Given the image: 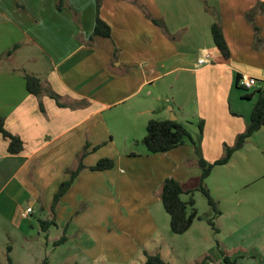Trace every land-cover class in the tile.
Listing matches in <instances>:
<instances>
[{
    "label": "crops",
    "instance_id": "1",
    "mask_svg": "<svg viewBox=\"0 0 264 264\" xmlns=\"http://www.w3.org/2000/svg\"><path fill=\"white\" fill-rule=\"evenodd\" d=\"M208 1L230 58L214 42L204 0H0V116L24 143L11 155L0 134L3 264H146V253L169 264L171 256L224 264L222 252L264 264V126L206 180L222 212L214 236L196 221L172 236L160 199L169 178L197 184L200 155L223 159L264 95V0ZM98 17L110 38L94 34ZM205 52L210 63L199 66ZM26 75L41 80V96L28 91ZM242 76L255 88H242ZM170 116L193 139L150 153L142 130ZM85 151V168L53 210ZM106 158L111 170L91 169ZM41 220L55 225L43 231Z\"/></svg>",
    "mask_w": 264,
    "mask_h": 264
},
{
    "label": "trees",
    "instance_id": "2",
    "mask_svg": "<svg viewBox=\"0 0 264 264\" xmlns=\"http://www.w3.org/2000/svg\"><path fill=\"white\" fill-rule=\"evenodd\" d=\"M65 0H59L60 3ZM98 7L103 0H96ZM18 7H20L19 1L17 2ZM205 10L212 14L215 17V22L212 26V35L216 46L222 52L226 58H230V50L227 45V42L224 37L222 25L220 22V14L209 4L208 0H204ZM155 24L163 26V22L154 20ZM95 35L110 38L111 37V28L107 23H105L100 17L97 18L95 26ZM18 46H15L12 50L5 54V57L12 56L13 52ZM27 89L28 91L35 96H41L43 93V86L41 80L33 75H26ZM240 80V78H239ZM243 88V87H242ZM264 126V95H261L258 99V102L253 110L251 123L247 127L246 131L238 136L237 141L234 146L228 147L226 150V155L223 159L216 161L215 163H209L206 161L199 152L200 155L199 167L201 169V175L197 181V184L191 188H185V186L172 178L167 179L160 190V199L165 208V211L170 216V227L171 231L176 235H183L190 230L193 223L199 219L198 210L196 209L195 193L202 192L207 198L209 205L214 209V219L222 214L218 202L211 195L210 190L207 187L206 180L211 175L214 167L216 165H223L228 163L231 156L235 151L240 150L246 144V141L249 137L255 134ZM200 131L203 132L204 124H199ZM0 134L9 141L8 152L11 155H18L24 150L23 141L13 134L9 133L6 129V120L4 117L0 116ZM188 139L192 140V136L186 127L181 122L172 121V120H158L152 119L148 122L147 125V135L143 139V144L146 146L148 151L152 154L166 153L169 152L181 145H183ZM80 160V165L76 172H73L70 178L62 183L55 194L52 209L55 210L59 205L62 197L72 186L75 177L78 173L84 169L82 159ZM115 165V162L110 159L100 160L96 166L92 167V170H111ZM189 196V200H183V196ZM214 219L208 220L211 226L214 225ZM40 225L43 231H48L50 227L55 225L54 221H40ZM67 240L66 237H63L61 240L55 242V246L62 245ZM12 247L8 246V254L11 252ZM224 256V264H238L237 260H232L225 252H222ZM0 264H3L0 260ZM8 264H14L9 257ZM43 264H48V259H45ZM146 264H169L165 262L159 255H149L146 253Z\"/></svg>",
    "mask_w": 264,
    "mask_h": 264
},
{
    "label": "rangeland",
    "instance_id": "3",
    "mask_svg": "<svg viewBox=\"0 0 264 264\" xmlns=\"http://www.w3.org/2000/svg\"><path fill=\"white\" fill-rule=\"evenodd\" d=\"M174 116H175V114H174ZM170 118H172V116H170ZM140 135H145L146 136L147 135V128H146L145 132L142 130V134H140ZM183 198L185 200H189V196H187V195L183 196ZM195 201H196V209L198 210V214H199V217H200L199 219L196 220V222H198L196 224H200L199 226H202V224H204L203 225L204 228H206L208 230L209 234H213V236H214L215 235L214 230H213L214 227L211 226L209 224V222H207V217H209V215L213 216L210 219H214V209L209 205L207 198L204 196V194L202 192H196L195 193ZM169 220H170V218H169ZM202 220H204L203 223H201ZM169 232H170V234H172V236H176V234H174L171 231L170 225H169ZM178 242L179 241H177V242L176 241H171V243L173 245L178 244ZM170 259H171V263L172 264H178V261H177L176 257H174V256L172 257L171 256ZM135 264H139V262L137 261Z\"/></svg>",
    "mask_w": 264,
    "mask_h": 264
},
{
    "label": "built area",
    "instance_id": "4",
    "mask_svg": "<svg viewBox=\"0 0 264 264\" xmlns=\"http://www.w3.org/2000/svg\"><path fill=\"white\" fill-rule=\"evenodd\" d=\"M210 58H211L210 54L205 52L203 56L199 58L198 65L202 66V65L209 64ZM239 84L241 87L245 88L246 90H251L255 88L257 84V80L252 77L242 76L239 80ZM31 212H32V208H28L27 213L30 214Z\"/></svg>",
    "mask_w": 264,
    "mask_h": 264
},
{
    "label": "water",
    "instance_id": "5",
    "mask_svg": "<svg viewBox=\"0 0 264 264\" xmlns=\"http://www.w3.org/2000/svg\"><path fill=\"white\" fill-rule=\"evenodd\" d=\"M170 120H172V121H176V118H175V117H172Z\"/></svg>",
    "mask_w": 264,
    "mask_h": 264
}]
</instances>
